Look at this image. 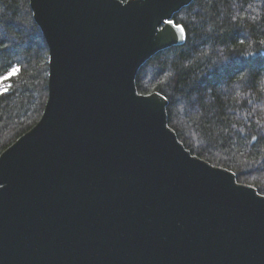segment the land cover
Instances as JSON below:
<instances>
[{"label":"water","instance_id":"1","mask_svg":"<svg viewBox=\"0 0 264 264\" xmlns=\"http://www.w3.org/2000/svg\"><path fill=\"white\" fill-rule=\"evenodd\" d=\"M191 2L29 0L47 99L0 153V264H264V194L137 95L140 66L184 42L158 21Z\"/></svg>","mask_w":264,"mask_h":264},{"label":"trees","instance_id":"2","mask_svg":"<svg viewBox=\"0 0 264 264\" xmlns=\"http://www.w3.org/2000/svg\"><path fill=\"white\" fill-rule=\"evenodd\" d=\"M173 19L188 38L140 66L138 92L166 96L168 125L183 145L264 194V0H192ZM0 44V77L20 68L2 79L1 153L47 99L48 47L29 0H0Z\"/></svg>","mask_w":264,"mask_h":264},{"label":"snow or ice","instance_id":"3","mask_svg":"<svg viewBox=\"0 0 264 264\" xmlns=\"http://www.w3.org/2000/svg\"><path fill=\"white\" fill-rule=\"evenodd\" d=\"M121 2H126V0H121ZM158 23L161 24V28L158 30L161 33L165 31L164 25H172L177 30L178 39L181 40V41H186L187 40L188 33L186 31V26L185 25L179 24V23H175L173 19H162V20L158 21ZM177 33H173V35L176 36ZM239 43L240 44H243L244 41L243 40H240ZM260 43L262 45H264V39H262L260 41ZM0 47H7V45L0 44ZM221 59H226V58L225 57H221ZM19 71H20L19 65L12 66L11 69L9 70L8 74L5 75V76H3V77H0V79L7 80V79H9V77H11L12 75L17 74ZM243 77H244V72H241L237 76V79H242ZM3 91L6 92L7 91V88L3 89ZM153 94H155L157 96H160L161 95V93H159V92H156V93H150V92H140V93H137L138 96H146V95H153ZM162 99H165L166 100L167 97L166 96H162ZM253 139H256V137L254 136ZM2 187H3V185H0V188H2Z\"/></svg>","mask_w":264,"mask_h":264},{"label":"rangeland","instance_id":"4","mask_svg":"<svg viewBox=\"0 0 264 264\" xmlns=\"http://www.w3.org/2000/svg\"><path fill=\"white\" fill-rule=\"evenodd\" d=\"M4 88L3 81L0 79V90Z\"/></svg>","mask_w":264,"mask_h":264}]
</instances>
